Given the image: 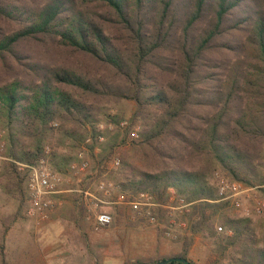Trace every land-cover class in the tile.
Segmentation results:
<instances>
[{
    "label": "trees",
    "instance_id": "obj_1",
    "mask_svg": "<svg viewBox=\"0 0 264 264\" xmlns=\"http://www.w3.org/2000/svg\"><path fill=\"white\" fill-rule=\"evenodd\" d=\"M120 100L134 108L118 129H140L119 188L148 192L159 222L173 190L185 221L174 256L187 259L199 236L214 260L264 264L253 219L227 214L234 207L209 180L220 168L244 186L264 183V0H0L1 189L28 206L21 164L67 167L103 116L123 118L103 112ZM56 130L66 151L48 144ZM14 220L1 218L4 233Z\"/></svg>",
    "mask_w": 264,
    "mask_h": 264
},
{
    "label": "rangeland",
    "instance_id": "obj_2",
    "mask_svg": "<svg viewBox=\"0 0 264 264\" xmlns=\"http://www.w3.org/2000/svg\"><path fill=\"white\" fill-rule=\"evenodd\" d=\"M133 108L132 101L120 100L105 104L103 112L108 115L122 114L123 118L119 121L129 122ZM108 122L104 116L98 121L104 124ZM133 127L138 131L140 129L139 123ZM0 131H3L0 137V143L3 144L5 130L0 128ZM104 134L106 139L98 145L97 151L103 152L102 160L108 166L112 164L111 153L114 149L119 151L122 160L124 154L130 152L139 141L130 140L125 143V134L116 127L112 131L105 130ZM58 137L61 135L56 130L49 139V146L59 152L66 151L58 144L61 142H57ZM91 150L95 149L92 147L87 152L88 160L92 158ZM3 151V146H0V165L4 159ZM50 165L62 176L58 188L63 192L57 194L61 203L47 212L45 217L27 215L23 192L8 194L0 188V244H3L7 264H134L139 260L147 264L180 252L182 241L179 237L185 232V221L178 209L182 202L173 205L175 200L172 190L169 202L164 206L167 214L159 222L153 215L155 206L150 208L154 217L151 220L143 207L135 209L127 203L136 196L131 198L129 193L120 190L119 166L87 167L83 171L74 172L69 166L59 170L53 162ZM215 171L226 176L220 168L214 169L209 176L214 185ZM100 182L111 183V194L108 197L99 189ZM23 188L25 192L26 183ZM93 195L106 202L95 206ZM121 195L124 198L120 200ZM255 199L264 202V189L256 188L243 194L242 204L251 208ZM99 208L111 211L112 220L109 225L96 229L92 211ZM13 214L15 220L4 233L1 218ZM227 214L234 216L238 213L230 207ZM250 217L259 238L264 241V207L261 214H251ZM187 260L192 264H226L224 259L214 260L211 247L199 236L194 238L187 252Z\"/></svg>",
    "mask_w": 264,
    "mask_h": 264
},
{
    "label": "built area",
    "instance_id": "obj_3",
    "mask_svg": "<svg viewBox=\"0 0 264 264\" xmlns=\"http://www.w3.org/2000/svg\"><path fill=\"white\" fill-rule=\"evenodd\" d=\"M116 128H121L123 130L127 127V120L119 121L118 124L108 122L97 123L95 128V134L92 136L88 134L81 142L79 149L75 153L74 159L70 162L69 167L74 172H79L85 170L89 165V160L87 158V152L90 147L97 150L98 145L103 143L106 139L104 131H112ZM3 131H0V137ZM125 143L131 141H136L139 138L138 129L132 127L125 137ZM2 147L3 144L0 143ZM49 146L45 147V153H49ZM111 161L114 167L120 164V153L114 149L111 153ZM20 167H27L29 174L26 181V191L28 195V206L26 213L29 216H40L45 217L47 212L53 210L57 205L61 203L60 199L57 197L58 193L63 192L58 188L60 182L62 181V176L58 173L51 165L46 157H42L34 165H22ZM264 173V172H263ZM215 179V187L218 194L223 200H229L230 204L234 207L239 215L250 216L251 214H261L264 202L255 199L254 205L250 208L242 204L243 194L256 188L264 189V183L254 186L247 187L238 181H232L224 174L219 171L213 173ZM99 189H102L103 195L108 197L111 194V183L105 184L100 182L98 185ZM172 190V189H171ZM173 191V190H172ZM94 205L98 206L99 203L106 202L105 199H101L93 195ZM124 198L123 195L119 197ZM133 208L140 209L143 207L144 212L151 220L154 219L151 214L150 208L156 206L153 202L151 195L146 191L138 192L135 199L127 201ZM140 209L138 212H140ZM92 215L94 217V227L98 229L102 226H107L112 220L111 211L102 209H93ZM217 230H223L221 225L217 226ZM230 233V231H227Z\"/></svg>",
    "mask_w": 264,
    "mask_h": 264
},
{
    "label": "crops",
    "instance_id": "obj_4",
    "mask_svg": "<svg viewBox=\"0 0 264 264\" xmlns=\"http://www.w3.org/2000/svg\"><path fill=\"white\" fill-rule=\"evenodd\" d=\"M97 150L91 151L92 152V154H91L92 158H91V160H89L90 164L88 167H114L112 164L108 166V164L104 163L103 160L101 161L99 159V154L101 153V151H97ZM68 166H69V164H68Z\"/></svg>",
    "mask_w": 264,
    "mask_h": 264
},
{
    "label": "water",
    "instance_id": "obj_5",
    "mask_svg": "<svg viewBox=\"0 0 264 264\" xmlns=\"http://www.w3.org/2000/svg\"><path fill=\"white\" fill-rule=\"evenodd\" d=\"M181 261L183 264H190L189 261L186 258H182V257H169V258H164L152 263H147V264H168L169 262L172 261Z\"/></svg>",
    "mask_w": 264,
    "mask_h": 264
}]
</instances>
